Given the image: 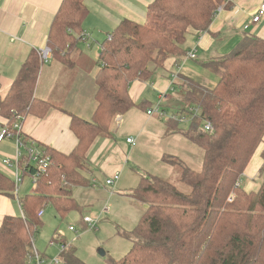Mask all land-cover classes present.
<instances>
[{
  "label": "trees",
  "instance_id": "trees-1",
  "mask_svg": "<svg viewBox=\"0 0 264 264\" xmlns=\"http://www.w3.org/2000/svg\"><path fill=\"white\" fill-rule=\"evenodd\" d=\"M224 2L153 0L144 24L122 20L105 37L94 77L96 108L89 120L69 114L77 139L70 153L37 145L49 157V166L38 174L32 191L17 200L21 215L1 221L0 264H26L43 206L50 205L61 219L79 211L72 189L88 185L82 172L95 139L109 136L112 120L135 106L128 96L130 83L150 81L168 57H181L187 31H207ZM86 13L83 0H62L50 25L46 47L51 59L67 69L75 66L71 54ZM40 65L34 50L0 97L2 120L11 122L17 115L40 118L51 108L60 109L34 97ZM204 67L218 77L212 90L184 78L176 88L182 111L197 108L199 119L186 132L172 121L166 126L168 135L181 134L202 152L201 169L193 171L178 159L163 158L179 171V181L189 188L186 194L157 177L141 178L129 197L144 211L135 229L125 234L131 249L113 264H264V178L256 192H246L239 185L263 143L264 39L245 36L231 53ZM201 120L210 123L211 134L197 131ZM23 178H28L26 173ZM14 188L13 180L0 172V196L14 199ZM60 261L84 264L72 247L61 254Z\"/></svg>",
  "mask_w": 264,
  "mask_h": 264
},
{
  "label": "crops",
  "instance_id": "crops-1",
  "mask_svg": "<svg viewBox=\"0 0 264 264\" xmlns=\"http://www.w3.org/2000/svg\"><path fill=\"white\" fill-rule=\"evenodd\" d=\"M61 2L62 0H0V97L6 95L28 55L47 46V34ZM83 2L87 13L81 23L80 39L71 54V59L75 63L74 68L67 69L50 59L40 65L34 90L35 98L50 102L60 109L51 108L40 118L28 115L21 124V132L30 142L48 146L63 154L70 153L77 144L76 136L70 129L69 114L89 120L96 108L93 99L94 77L99 71L97 60L100 43L122 20L144 24L146 9L153 0H83ZM263 3L264 0H225L216 11L207 31L196 32L191 29L187 31L181 57H168L162 67L154 72L150 81L131 82L128 96L135 106L129 110L130 113L126 112L125 115L112 120L109 136H99L95 139L88 150V164L83 172L94 175L91 170L94 167L105 179L113 177L116 173H119V176L123 173L127 176V182L135 181L137 177L131 170H127L130 163L135 166L134 148L137 143V148L142 145L145 133L152 141L158 135L157 131L153 132L152 127L147 126L150 116L146 114V110L159 103L161 109L166 112L169 102L175 99L181 102L176 91L181 78L203 89L212 90L218 77L204 65L231 53L245 36L264 39V17L257 24H251L253 14ZM92 41L95 43L91 44ZM192 51L195 52V59L187 57ZM138 115H146L145 119L141 116L144 121L142 126L137 124ZM124 119L127 120L126 126L121 130ZM2 121L0 117V122ZM117 126L120 127V133L118 130L111 135ZM175 137H181L190 143L181 134L168 135L167 129L163 131L162 139ZM128 138H133L136 145L127 144ZM160 150L158 149L156 153L159 154ZM263 154L264 137L263 143L251 158L252 160L258 156L256 167L248 170L250 167L248 164L242 174L243 179L250 182H245L242 177L239 181L240 187L246 192L250 191L244 188L254 182L256 172L259 174L260 168L264 165ZM13 155L12 142L0 143L2 160L12 158ZM170 157L175 158V153ZM0 172L9 177L4 168L0 167ZM92 182L97 183L94 179ZM18 199L19 197L15 200L19 213H15L12 199L0 196V224L5 216L21 215ZM140 206L144 211L143 205ZM105 211L107 210L104 209Z\"/></svg>",
  "mask_w": 264,
  "mask_h": 264
},
{
  "label": "rangeland",
  "instance_id": "rangeland-1",
  "mask_svg": "<svg viewBox=\"0 0 264 264\" xmlns=\"http://www.w3.org/2000/svg\"><path fill=\"white\" fill-rule=\"evenodd\" d=\"M92 43L95 42L92 41ZM182 108H184V105L175 99L167 104L163 116L153 115L150 118L148 117L150 122L147 126L152 127L153 132L157 131L158 135L152 141L145 133L142 145L137 148L138 143L135 144V166L130 163L127 167V170H131L134 176L137 177L135 181L127 182V176L122 173L119 176L120 181L116 183L115 187L110 188L104 185L106 179L99 174L98 169L93 167L91 170L94 175L86 172L82 173L83 179L87 181L88 185L85 187L77 186L72 189V196L79 206V211H72L61 219L50 205L42 207L41 226L32 239L34 247L44 256L45 264L60 255L57 246H47L48 242L54 237L69 245L70 248L72 247L77 258L84 264H113L122 259L132 247L131 241L125 237V234L131 233L135 229L143 214V208L140 204L135 203L129 197L139 186L141 178L157 177L168 181L181 193H188L189 188L179 181V171L163 160V157H170L175 153L174 159L177 158L191 170L199 171L201 169L202 152L198 148L181 137L162 139L167 123L169 121L174 122V117L179 116ZM128 112L130 113V111ZM141 116H144L145 119L146 115L136 117L139 126H142L144 122ZM126 121L124 119L121 130L125 129ZM175 125L180 132H186L191 128L192 121L190 117L186 116L185 122H175ZM119 129L120 127L117 126L113 129L111 135H114V132ZM184 141L187 142V146H185ZM158 149H161L159 154L156 153ZM258 160L257 155L253 157L248 170L256 167V161L258 163ZM0 167L4 168L5 173L9 177L11 176L12 179V172L3 167L1 157ZM86 168L84 167V169ZM256 173L254 182L249 186L246 185L245 190L256 192L259 189L264 174ZM92 179L96 180L97 183L94 184ZM246 181L250 182L249 180ZM32 189L31 180L24 178L23 183L18 188L17 196L15 194L14 199L11 200L15 213H19L15 199L31 192ZM104 209L107 211L104 212ZM84 218L96 219L95 229L89 226L85 227L83 225ZM70 227L79 233L75 234L69 231ZM101 252L104 254L103 256Z\"/></svg>",
  "mask_w": 264,
  "mask_h": 264
},
{
  "label": "built area",
  "instance_id": "built-area-1",
  "mask_svg": "<svg viewBox=\"0 0 264 264\" xmlns=\"http://www.w3.org/2000/svg\"><path fill=\"white\" fill-rule=\"evenodd\" d=\"M264 17V3L261 4L256 12L251 18V24H257ZM247 29V26H246ZM40 63L44 64L50 61L52 55L48 47H45L37 51ZM189 59H195V52L192 51L187 56ZM164 98V96H161ZM146 114L149 116L158 115L163 116L165 113L161 109L158 103L155 107L146 110ZM186 116L191 118L193 122L195 119H199V111L197 108H187V111H182L178 117H174V122L182 123L185 122ZM22 116L17 115L13 118L11 122L3 120L0 122V143L12 142L14 145V155L12 158H5L2 160V165L8 168L12 172V180L14 183V194L17 196L18 188L23 183V175L27 174L28 178L31 180L33 186H35L37 177L39 173H43L47 170L49 166V157L42 153V150L37 147L38 144L26 141L25 137L21 132ZM197 131L199 133L211 134L213 132L212 126L206 120H201L200 124L197 126ZM127 144L130 146L135 145V140L133 138H128L126 140ZM119 179V173L114 174L113 177L105 180L104 185L107 187H114L115 183ZM94 183V182H93ZM43 215V210L41 209L37 216L41 218ZM83 225L89 226L95 229L97 225L96 219L84 218ZM69 231L78 234L74 228L70 227ZM49 247L57 246L60 250V255L52 259L48 264H60L61 254L68 249L69 245L65 244L61 240L55 241L51 239L48 242ZM26 264H45L44 256L34 247L33 239L31 240V253L28 255Z\"/></svg>",
  "mask_w": 264,
  "mask_h": 264
},
{
  "label": "water",
  "instance_id": "water-1",
  "mask_svg": "<svg viewBox=\"0 0 264 264\" xmlns=\"http://www.w3.org/2000/svg\"><path fill=\"white\" fill-rule=\"evenodd\" d=\"M101 255L103 256L104 254L101 252Z\"/></svg>",
  "mask_w": 264,
  "mask_h": 264
}]
</instances>
